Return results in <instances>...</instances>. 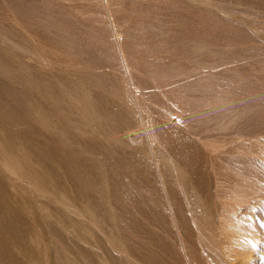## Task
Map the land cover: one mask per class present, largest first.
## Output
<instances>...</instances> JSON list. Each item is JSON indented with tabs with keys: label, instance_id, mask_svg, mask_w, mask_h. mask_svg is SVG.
<instances>
[{
	"label": "rangeland",
	"instance_id": "1",
	"mask_svg": "<svg viewBox=\"0 0 264 264\" xmlns=\"http://www.w3.org/2000/svg\"><path fill=\"white\" fill-rule=\"evenodd\" d=\"M0 264H264V0H0Z\"/></svg>",
	"mask_w": 264,
	"mask_h": 264
}]
</instances>
